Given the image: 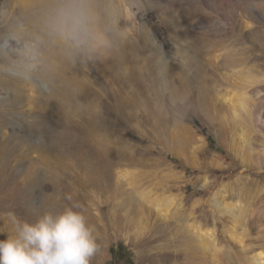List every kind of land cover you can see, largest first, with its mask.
<instances>
[{
  "label": "rangeland",
  "instance_id": "obj_1",
  "mask_svg": "<svg viewBox=\"0 0 264 264\" xmlns=\"http://www.w3.org/2000/svg\"><path fill=\"white\" fill-rule=\"evenodd\" d=\"M165 3L162 14L142 18L122 56L70 73L76 99L15 85L0 92V231L11 214L31 220L37 209L76 202L97 229L91 264H253L257 254L264 264V0ZM157 51L183 60L170 69L190 93L188 106L158 101ZM216 53V65L205 61ZM232 63L259 80L235 121L216 97L231 86L219 66ZM239 122L245 143L232 132ZM139 192L168 199L170 218L141 205ZM186 227L206 234L205 252Z\"/></svg>",
  "mask_w": 264,
  "mask_h": 264
},
{
  "label": "clouds",
  "instance_id": "obj_2",
  "mask_svg": "<svg viewBox=\"0 0 264 264\" xmlns=\"http://www.w3.org/2000/svg\"><path fill=\"white\" fill-rule=\"evenodd\" d=\"M166 10L165 0H27L15 8L5 2L0 5V85L30 89L50 100L76 99L74 69L119 58L142 18ZM172 60L183 65L178 52ZM172 60L154 53V88L162 107L184 108L190 93L177 83ZM9 224L8 231H0L6 234L0 239V264H91L99 250L96 226L76 202L58 211L37 209L31 220L11 214Z\"/></svg>",
  "mask_w": 264,
  "mask_h": 264
},
{
  "label": "bare ground",
  "instance_id": "obj_3",
  "mask_svg": "<svg viewBox=\"0 0 264 264\" xmlns=\"http://www.w3.org/2000/svg\"><path fill=\"white\" fill-rule=\"evenodd\" d=\"M219 56H220V54H217V53L213 54L212 57H210L208 60H205V61L206 62L210 61L211 63L216 65V62H217ZM219 70H220V72L224 78H228L231 80V86L228 89L225 88L224 91L218 90L216 92V94H217L216 97H217V100H220L224 104L227 105V107L229 109L228 111L230 113H232V115H233L232 119H234L233 121H235L239 116V113H240L239 110L245 108V103L247 101V98L245 96V90L247 87L252 86L255 83H258V81H259L258 75L254 72L252 67H248L247 65H243L242 63H232V65L228 66V68H227L228 71H223V68L221 66H219ZM8 85H10V84H8ZM0 88L9 89L8 87H6V85L0 86ZM228 118L224 117L223 119L225 122H227ZM232 119H231V121H232ZM229 121H230V119H229ZM233 124H234V122H233ZM242 125H243V123L239 122V124L237 125L238 131L232 127L233 128L232 132H234V134L238 137L237 138L235 136L237 139H240L245 143L248 139V131L249 130L247 131V129L245 127H243ZM235 126H236V124H235ZM235 128H237V127H235ZM138 196H139V199L141 201V205L143 204V206L144 205L150 206L153 209H155L160 215H164V216L169 217V213L171 210V205H170L171 202H169L168 199H160L161 197L160 198L159 197L151 198L150 194L148 192H139ZM140 209L142 210L141 206H140ZM219 209H221V208H219ZM221 210L222 211L224 210V213H226L225 211L232 212L233 208L231 207V205L230 206L224 205V206H222ZM185 229L189 232V234L192 233L194 235L192 237L195 238V240H197L196 242H198V246L200 247L201 251L205 252L208 249V244H209V242L207 240L208 238L206 237V234L200 233V231L195 230V228H193V227H186ZM210 243H211V241H210ZM261 259H262L261 254H257L251 258V262L253 264L254 263L260 264Z\"/></svg>",
  "mask_w": 264,
  "mask_h": 264
},
{
  "label": "trees",
  "instance_id": "obj_4",
  "mask_svg": "<svg viewBox=\"0 0 264 264\" xmlns=\"http://www.w3.org/2000/svg\"><path fill=\"white\" fill-rule=\"evenodd\" d=\"M194 123H195V125H198L197 122H194ZM203 134H204V136H205V138H206V141H207V143H208V146H209V148H210L211 150H214V151H217V152H222L221 149L215 147L214 140L211 138V136L207 135L204 131H203ZM186 170H187V169H186ZM119 249H120V248H118V250L111 249V253H112L114 259L117 258V253L120 251Z\"/></svg>",
  "mask_w": 264,
  "mask_h": 264
}]
</instances>
